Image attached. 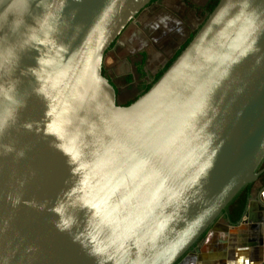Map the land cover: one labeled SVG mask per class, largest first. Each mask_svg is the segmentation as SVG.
Segmentation results:
<instances>
[{"label":"water","instance_id":"water-1","mask_svg":"<svg viewBox=\"0 0 264 264\" xmlns=\"http://www.w3.org/2000/svg\"><path fill=\"white\" fill-rule=\"evenodd\" d=\"M155 1L0 0V264H178L264 174V0L120 105L104 57Z\"/></svg>","mask_w":264,"mask_h":264},{"label":"crops","instance_id":"crops-1","mask_svg":"<svg viewBox=\"0 0 264 264\" xmlns=\"http://www.w3.org/2000/svg\"><path fill=\"white\" fill-rule=\"evenodd\" d=\"M193 1L204 6L209 0ZM179 8L177 0H156L141 12L139 23H135L136 29L128 28L124 31L106 53L103 71L116 88L120 105L138 98L166 63V60L161 63V51L166 54L168 44L164 43L161 48V40L168 36V21L176 22L174 15L180 10L184 13L185 10ZM160 31L164 32L162 37ZM185 40L172 48L173 54L179 51ZM262 182L264 177L261 176L252 189L249 200L253 204L248 206L244 222L231 224L226 217L221 218L199 244V250L192 251L178 264H264Z\"/></svg>","mask_w":264,"mask_h":264},{"label":"rangeland","instance_id":"rangeland-1","mask_svg":"<svg viewBox=\"0 0 264 264\" xmlns=\"http://www.w3.org/2000/svg\"><path fill=\"white\" fill-rule=\"evenodd\" d=\"M177 2H178V6L180 7L179 9H183L185 11H184V13H182V11L180 10L181 12L178 11L177 15H174L175 19L177 20L176 22H174L173 20L168 21L169 22L168 24L170 26L169 32L167 30L168 36L161 40V48L163 47L164 43H167L168 49H167L166 54H164L161 51V63L164 62L165 60L167 63L174 55L172 53V48L177 46V44L179 42H181L183 39H186L185 40V42H186L188 40V37H190V35H192L193 32H195L201 26V24L203 23V20H204V18L199 16V14L195 11V9L192 8L188 3L190 2V3H193L194 5H197V6H201V5L195 4L193 0H179V1L177 0ZM203 2H206V0H203ZM186 9H187V11H186ZM142 13H143V11H142ZM177 18H180L182 20H179ZM193 20L195 21V23H193ZM135 23H139V16L128 26V28L136 29ZM189 33H191V34L188 35ZM160 35L162 37L164 35V32L160 31ZM186 36H188V37H186ZM166 63L163 65V67L166 65ZM163 67H162V69H163ZM129 102H126L125 104H127ZM118 103L121 104V101H119ZM262 184H264V182H262ZM254 186H255V183L253 184V187Z\"/></svg>","mask_w":264,"mask_h":264},{"label":"trees","instance_id":"trees-1","mask_svg":"<svg viewBox=\"0 0 264 264\" xmlns=\"http://www.w3.org/2000/svg\"><path fill=\"white\" fill-rule=\"evenodd\" d=\"M220 0H209L206 5L204 6H197L194 5L193 3H188L192 8L195 9V11L199 14V16L203 17V23L206 21L207 17L213 12L217 4L219 3ZM201 24V26L203 25ZM200 26V27H201ZM200 27L193 32L192 35L188 38V40L182 45V47L179 49L177 53L173 55V57L166 63V65L161 69L154 77V80L151 84L145 87L143 90V93H146L152 86L153 84L163 75V73L172 65V63L178 58V56L181 54V52L188 46V44L191 42L193 37L196 35L197 31L200 29ZM103 75H105L103 71ZM135 100L130 101L129 103L125 105H130L132 104ZM264 168V165L261 167V169ZM264 177V174L262 175ZM253 184L248 185L246 188L243 189V191L234 199V201L228 206L227 210L225 211L227 213V216L229 220L231 221L232 224H238L240 220L242 219L246 207L248 205V201L252 192Z\"/></svg>","mask_w":264,"mask_h":264},{"label":"flooded vegetation","instance_id":"flooded-vegetation-1","mask_svg":"<svg viewBox=\"0 0 264 264\" xmlns=\"http://www.w3.org/2000/svg\"><path fill=\"white\" fill-rule=\"evenodd\" d=\"M192 252V251H191Z\"/></svg>","mask_w":264,"mask_h":264}]
</instances>
